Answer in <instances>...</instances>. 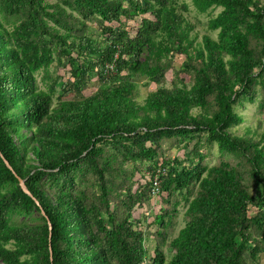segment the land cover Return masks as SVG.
<instances>
[{
    "label": "trees",
    "instance_id": "16d2710c",
    "mask_svg": "<svg viewBox=\"0 0 264 264\" xmlns=\"http://www.w3.org/2000/svg\"><path fill=\"white\" fill-rule=\"evenodd\" d=\"M61 1L69 12L0 0V264H259L264 122L257 139L230 128L238 104L264 109V0H190L199 13L221 8L208 21L216 37L198 45L186 3ZM136 17L130 35L123 25ZM55 58L70 78L39 87ZM140 76L155 85L142 104ZM211 146L220 157L208 165ZM172 148L182 155L168 157ZM156 197L171 210L142 229L133 210ZM181 201L184 224L169 238Z\"/></svg>",
    "mask_w": 264,
    "mask_h": 264
},
{
    "label": "rangeland",
    "instance_id": "374dc122",
    "mask_svg": "<svg viewBox=\"0 0 264 264\" xmlns=\"http://www.w3.org/2000/svg\"><path fill=\"white\" fill-rule=\"evenodd\" d=\"M48 4H58L59 6L65 7L66 11L69 12L70 8L61 0H44ZM177 6H180L181 3L187 4V9L183 10L180 8L185 21L188 25H190V32H189V38L193 40L194 45H198L201 42V38L204 34L210 35L211 37L215 38L217 34V30L209 29L208 27V21L209 18L214 16L217 12L221 10L220 7H216L211 11H208L210 13H199L197 12L194 7L191 5L190 0H172ZM139 17H136L134 20H128L124 23L123 27L130 32V35H132L136 27L138 26ZM124 21H122L123 23ZM118 23H113V26H118ZM86 31L87 33L91 34L93 40L100 41L103 36L100 33V30L98 29V26L95 22H86ZM142 58V57H141ZM184 56L181 53H176L172 57L173 65L179 66L181 62L183 61ZM67 59L66 58H55L52 64L47 69V76L48 78H43L44 72L39 71L36 74L37 83L39 87H42L44 89L47 84L51 82L53 78L61 77L62 80H67L70 78L69 74V67L66 64ZM171 78V71L167 73V80H170ZM96 78L92 79V81L89 83L88 87L85 88L82 91L83 96H87L88 94L92 93L95 88L97 87L98 83L95 80ZM137 82V89H138V95L136 97V102L139 104H142L144 102L145 96L148 91L154 90L155 85L154 83L149 82L144 76H140L134 79ZM80 95H72L68 94L64 99L69 98H79ZM56 101V96H53V102ZM235 110L238 112V114L241 116L242 120L238 125L232 126L230 128L231 132L237 135H243L246 131H248V135H253L255 139L258 138V133L261 131L262 123L264 122V109L262 111H258L257 102L249 103L244 102V106H240L238 104L235 106ZM197 109H192V113H196ZM261 124V125H260ZM182 149L176 150L174 148L167 150L165 153L168 155V157L171 156H181L182 155ZM207 156L205 158V162L208 165H211L218 161L219 153L216 146H211L209 148L205 149ZM162 209H169L171 210V204H168L167 202L161 201L160 198L156 197L152 204H149L147 206L144 205H137V208H134L133 215L135 217L140 218L141 225L140 227L143 229L145 228V224L147 222H150L151 219L154 217V214L156 212H160ZM185 209V205L183 201L179 203L177 206V212L175 213V216L172 219L171 225L168 227L169 230V238L173 237L179 228L183 226V212ZM156 228L155 225H151L149 228L147 227L146 230L152 232ZM146 243V242H145ZM153 245V242L151 241L146 243ZM153 248L149 250L148 255L152 256ZM1 263V262H0ZM251 264H254L251 262ZM259 264H264V254L260 255Z\"/></svg>",
    "mask_w": 264,
    "mask_h": 264
},
{
    "label": "water",
    "instance_id": "95a60500",
    "mask_svg": "<svg viewBox=\"0 0 264 264\" xmlns=\"http://www.w3.org/2000/svg\"><path fill=\"white\" fill-rule=\"evenodd\" d=\"M5 163H6V165L9 167V168H11L10 166H9V164L7 163V161H5ZM18 178V183H19V186L21 187V189L25 192V193H28V190H27V188L25 187V185H24V181H23V179H21V178H19V177H17ZM48 226H49V229L51 228L50 227V224L48 223Z\"/></svg>",
    "mask_w": 264,
    "mask_h": 264
},
{
    "label": "built area",
    "instance_id": "2783aa9c",
    "mask_svg": "<svg viewBox=\"0 0 264 264\" xmlns=\"http://www.w3.org/2000/svg\"><path fill=\"white\" fill-rule=\"evenodd\" d=\"M155 182H154V188L152 190V193H156L157 192V186L159 185V181L157 180V178H155Z\"/></svg>",
    "mask_w": 264,
    "mask_h": 264
}]
</instances>
